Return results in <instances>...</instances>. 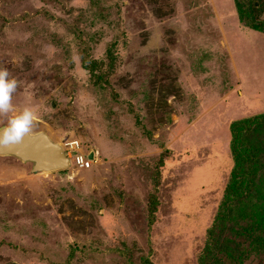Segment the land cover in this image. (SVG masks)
Returning a JSON list of instances; mask_svg holds the SVG:
<instances>
[{
  "label": "rangeland",
  "instance_id": "374dc122",
  "mask_svg": "<svg viewBox=\"0 0 264 264\" xmlns=\"http://www.w3.org/2000/svg\"><path fill=\"white\" fill-rule=\"evenodd\" d=\"M250 1L264 22V0ZM238 10L237 0H0L13 105L33 109L31 131L94 154L88 169L36 173L0 156V264H201L232 176L234 124L264 114V28ZM243 141L247 155L256 144ZM246 187L228 205L221 264H264V168Z\"/></svg>",
  "mask_w": 264,
  "mask_h": 264
},
{
  "label": "trees",
  "instance_id": "16d2710c",
  "mask_svg": "<svg viewBox=\"0 0 264 264\" xmlns=\"http://www.w3.org/2000/svg\"><path fill=\"white\" fill-rule=\"evenodd\" d=\"M251 2L252 1L250 0H237L240 17L242 21L248 26H259L264 28V22L258 23L254 16L250 14L249 5ZM253 4L254 3L251 5ZM86 67L92 70L93 63L86 65ZM100 67H102V63ZM237 122H235L233 128V144L231 148L232 157L234 160L232 176L225 190L226 193L224 200H222L217 209L212 225L207 229V242L200 255L201 264H221L219 263L220 257L224 258L221 254H224L225 256L228 254L230 249L229 246L223 244V242H220L222 224L224 223L225 218L228 217L229 213L231 212V208H229L228 205L230 202H233L232 199H235V202L236 197L244 195V193L241 192V189L245 185H247V192H252V190H250V186H252L255 181L256 172L257 170L260 172L261 167L264 168V114L260 116H254L242 122ZM250 138L254 139V143L256 145H254L255 149L252 151L249 150V154L246 155L245 152H242V147L237 149L236 142H241L242 140L247 142ZM163 159L164 155H161L158 160V167L162 165ZM158 204L159 202L156 196L151 195L148 199L147 206L150 224L155 220V212L157 211ZM144 264L151 263L146 261Z\"/></svg>",
  "mask_w": 264,
  "mask_h": 264
},
{
  "label": "water",
  "instance_id": "95a60500",
  "mask_svg": "<svg viewBox=\"0 0 264 264\" xmlns=\"http://www.w3.org/2000/svg\"><path fill=\"white\" fill-rule=\"evenodd\" d=\"M0 156L30 163L33 173L64 170L70 166L61 144L54 142L44 131H30L20 143L0 146ZM87 157L93 159V152L90 151Z\"/></svg>",
  "mask_w": 264,
  "mask_h": 264
},
{
  "label": "clouds",
  "instance_id": "9594fccd",
  "mask_svg": "<svg viewBox=\"0 0 264 264\" xmlns=\"http://www.w3.org/2000/svg\"><path fill=\"white\" fill-rule=\"evenodd\" d=\"M17 87V79L7 68L0 66V117H5L4 123L0 124V146L20 143L35 124L31 107L17 109L12 103Z\"/></svg>",
  "mask_w": 264,
  "mask_h": 264
},
{
  "label": "built area",
  "instance_id": "2783aa9c",
  "mask_svg": "<svg viewBox=\"0 0 264 264\" xmlns=\"http://www.w3.org/2000/svg\"><path fill=\"white\" fill-rule=\"evenodd\" d=\"M62 150L68 158L70 165L80 169H88L94 161L89 159L85 152H83L77 140H66L61 142ZM94 156V154H93Z\"/></svg>",
  "mask_w": 264,
  "mask_h": 264
}]
</instances>
